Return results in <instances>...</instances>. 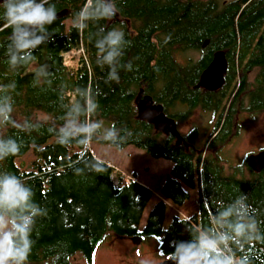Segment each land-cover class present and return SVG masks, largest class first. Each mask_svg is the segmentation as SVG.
Masks as SVG:
<instances>
[{"label":"trees","instance_id":"obj_1","mask_svg":"<svg viewBox=\"0 0 264 264\" xmlns=\"http://www.w3.org/2000/svg\"><path fill=\"white\" fill-rule=\"evenodd\" d=\"M50 2L57 12L67 10L68 14L48 26L50 41L35 49L34 61L18 71L7 63L12 29L0 19V84L16 83L13 116L17 121L43 125L39 132L30 134L0 127V134L23 143L18 155L0 161V172L26 181L33 188L35 202L47 209V216L37 219L28 264H53L54 259L55 264H72L78 253L85 264H93L96 248L110 233L115 237H155L159 252L167 259L176 241L191 239L187 223L193 228L209 227L219 204L231 203L242 194L256 209L264 232V169L255 172L249 168V153L243 164L227 175L219 151L211 155L201 148L223 145L232 134L238 112L264 111V0H114L119 9L116 17L88 21L85 29L75 25L77 13L89 0ZM101 28L105 32L123 31L129 42L121 62L131 63L132 70L122 68L119 83H106L109 68L96 62L95 43L102 35ZM185 50L198 51L199 58L181 63L177 54ZM217 50L225 52L228 64L222 87L217 91L195 88ZM71 53L74 64L67 61ZM41 65L49 75L37 82L35 72ZM140 89L176 122L188 118L197 107L215 113L216 122L203 144L196 142L200 136L197 128L182 135L189 144L185 147L175 144L174 135L157 132L150 123L138 119L135 98ZM81 90L90 93L89 103L98 105L90 120L102 121L104 129L114 124L122 135L124 130L131 132L117 148L133 145L172 162L171 175L161 188L162 199L149 210L141 231L119 229V222L130 225L136 220L126 206L131 197L124 189H131L141 206L148 203L151 191L134 179L129 185L120 184L121 176L116 183L114 167L98 159L90 146L87 150L75 142L62 146L48 131L63 123L60 117L68 108L84 102ZM92 142L114 146L96 139ZM29 150L35 159L29 169H21L15 159ZM84 161H100L103 171L85 168ZM76 168L83 171L77 174ZM195 188L197 211L185 218L173 216L164 228L167 202L181 206L190 197L188 189ZM123 202H127L125 206ZM236 255L247 256L251 264H264V241L246 245Z\"/></svg>","mask_w":264,"mask_h":264},{"label":"clouds","instance_id":"obj_2","mask_svg":"<svg viewBox=\"0 0 264 264\" xmlns=\"http://www.w3.org/2000/svg\"><path fill=\"white\" fill-rule=\"evenodd\" d=\"M0 7L3 9L0 19L12 29L6 48L7 63L12 70L18 71L34 61L35 49L50 41L52 33L48 26L57 19L56 7L50 0H3ZM118 11L114 0H89L77 13L75 26L85 29L88 21L112 20ZM100 32L102 35L95 43L98 49L96 62L101 68L105 65L109 68L106 83H119L120 70H132L131 63L121 62L129 42L123 31L111 29L105 32L101 28ZM48 75L45 66L41 65L35 72L36 81L41 82ZM47 82L51 83L50 80ZM15 89L14 81L0 84V127H12L28 134L39 132L42 123L29 120L21 123L14 118ZM81 93L84 102L73 104L60 117L63 123L48 129L55 134L57 143L67 147L75 142L85 150L94 139L116 147L125 143L131 132L124 130L122 135L114 124L104 129L102 121L90 120V114L96 112L98 105L88 102L90 93L87 90H81ZM22 147L21 139L0 134V161L18 155ZM83 163L89 170L103 171L100 161ZM72 166L70 163L69 167ZM75 171L80 174L83 169L76 168ZM34 195L26 181L10 172H0V264H28L37 219L47 216V209L35 202ZM260 223L256 209L247 203L246 194L228 204L221 202L210 217L209 227L193 228L187 223L191 239L175 242L174 251L170 253L171 264H251L247 256H237L236 252L243 251L253 242L264 241Z\"/></svg>","mask_w":264,"mask_h":264},{"label":"rangeland","instance_id":"obj_3","mask_svg":"<svg viewBox=\"0 0 264 264\" xmlns=\"http://www.w3.org/2000/svg\"><path fill=\"white\" fill-rule=\"evenodd\" d=\"M73 55L71 53L67 56V61L71 64H74L71 60ZM198 58L199 52L193 50H185L177 54V59L181 63H184L187 59L195 61ZM244 104H246V98ZM186 109L184 107V110ZM215 122V113L197 107L191 110L188 118L176 122V125L181 135L186 134L193 128H197L200 136L196 142L201 146L205 137L211 132ZM89 146L98 159L106 161L114 167L113 179L115 182L120 181V176L122 178L120 184L134 179L136 183L146 186L151 191L148 203L145 206H141L132 195L131 189H124V192L131 197L126 206L135 213L136 220L130 225L119 222V229L123 231L125 229L122 228L131 227L133 229L132 232L141 231L145 225L149 210L158 200L162 199L161 188L171 175L172 162L164 158L152 157L146 151L133 145L117 148L108 144L91 142ZM201 148L204 153L209 152L211 155H215L219 151L221 158L225 160L223 162L225 173L227 175L233 174L235 167L243 164L247 154L256 153L260 149H264V111L238 112L235 116L232 134L223 145L213 149H208L206 146H201ZM34 159L35 156L32 150H29L24 155L17 157L15 163L21 169H29ZM244 172L246 176L249 174L246 169ZM188 191L190 197L181 206H175L167 202L163 223L164 228L167 227L173 216L185 218L197 211V188L188 189ZM123 203L125 206L127 202ZM124 210L123 208V212ZM164 259L165 256L159 252L158 241L155 237L146 236L139 244H136L130 237H115L110 233L96 248L93 264H142V262L159 264ZM71 262L72 264H85L79 253L71 259Z\"/></svg>","mask_w":264,"mask_h":264},{"label":"water","instance_id":"obj_4","mask_svg":"<svg viewBox=\"0 0 264 264\" xmlns=\"http://www.w3.org/2000/svg\"><path fill=\"white\" fill-rule=\"evenodd\" d=\"M0 2H3V0H0ZM67 14V10L59 11L57 12V19H61ZM206 44L207 41L202 44V47ZM227 65L225 52L223 50L215 51L212 55L211 61L203 69L195 88H204L207 91H215L221 88L224 83ZM135 105L138 119L145 120L150 123L157 132L174 135L176 145L182 144L185 147H188L189 144L177 130L175 119L167 116L163 111L162 105L155 103L149 94L144 93L143 89L138 91L135 98ZM247 165L255 172H259L264 169V150L249 154L247 156ZM130 239L136 244H139L142 240L141 237L136 235L130 237ZM159 264H171V257L164 259Z\"/></svg>","mask_w":264,"mask_h":264},{"label":"flooded vegetation","instance_id":"obj_5","mask_svg":"<svg viewBox=\"0 0 264 264\" xmlns=\"http://www.w3.org/2000/svg\"><path fill=\"white\" fill-rule=\"evenodd\" d=\"M224 81H225V76H224ZM199 89H203V90L207 91V90L204 89V88H199ZM216 91H217V90H216ZM199 108H200V107H199ZM177 130H178V129H177ZM189 131H190V130H189ZM168 134H169V133H168ZM165 135H167V134H165ZM171 135H172V134H171ZM180 135H181V134H180ZM181 136H182V135H181ZM260 150H264V149H260ZM260 150H259V151H260ZM259 151H258V152H259ZM256 153H257V152H256Z\"/></svg>","mask_w":264,"mask_h":264},{"label":"built area","instance_id":"obj_6","mask_svg":"<svg viewBox=\"0 0 264 264\" xmlns=\"http://www.w3.org/2000/svg\"><path fill=\"white\" fill-rule=\"evenodd\" d=\"M131 181H132V180H131ZM131 181H128V180H127L126 182H124V184H125V185H129ZM116 183H117V182H116Z\"/></svg>","mask_w":264,"mask_h":264},{"label":"crops","instance_id":"obj_7","mask_svg":"<svg viewBox=\"0 0 264 264\" xmlns=\"http://www.w3.org/2000/svg\"><path fill=\"white\" fill-rule=\"evenodd\" d=\"M111 165V164H110Z\"/></svg>","mask_w":264,"mask_h":264}]
</instances>
